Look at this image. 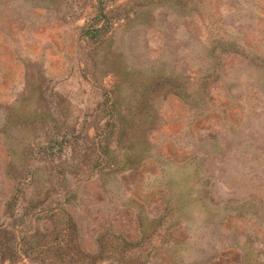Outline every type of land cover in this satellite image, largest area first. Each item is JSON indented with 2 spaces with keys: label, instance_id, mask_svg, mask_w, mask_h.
<instances>
[{
  "label": "rangeland",
  "instance_id": "374dc122",
  "mask_svg": "<svg viewBox=\"0 0 264 264\" xmlns=\"http://www.w3.org/2000/svg\"><path fill=\"white\" fill-rule=\"evenodd\" d=\"M0 264H264V0H0Z\"/></svg>",
  "mask_w": 264,
  "mask_h": 264
}]
</instances>
